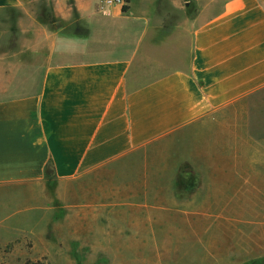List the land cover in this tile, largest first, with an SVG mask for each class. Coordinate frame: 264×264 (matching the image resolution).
<instances>
[{
  "label": "crops",
  "instance_id": "crops-1",
  "mask_svg": "<svg viewBox=\"0 0 264 264\" xmlns=\"http://www.w3.org/2000/svg\"><path fill=\"white\" fill-rule=\"evenodd\" d=\"M122 6L0 0V239L69 209L141 230L208 198L264 222V0Z\"/></svg>",
  "mask_w": 264,
  "mask_h": 264
},
{
  "label": "rangeland",
  "instance_id": "rangeland-1",
  "mask_svg": "<svg viewBox=\"0 0 264 264\" xmlns=\"http://www.w3.org/2000/svg\"><path fill=\"white\" fill-rule=\"evenodd\" d=\"M220 1L226 0H214L218 6ZM171 49L169 44L151 52L155 66L150 73L177 63L169 58ZM48 178L45 185L53 195L56 183L50 171ZM201 201V213L160 216L153 224L145 218L143 229L134 231L99 229L102 224L94 217L90 223L78 221L72 209L47 225L44 216H33L26 230L0 239V264H264V222L249 214V200H239L238 209L230 197Z\"/></svg>",
  "mask_w": 264,
  "mask_h": 264
},
{
  "label": "trees",
  "instance_id": "trees-1",
  "mask_svg": "<svg viewBox=\"0 0 264 264\" xmlns=\"http://www.w3.org/2000/svg\"><path fill=\"white\" fill-rule=\"evenodd\" d=\"M130 0H125V3L122 6V10L123 12H126L128 10V3Z\"/></svg>",
  "mask_w": 264,
  "mask_h": 264
},
{
  "label": "built area",
  "instance_id": "built-area-1",
  "mask_svg": "<svg viewBox=\"0 0 264 264\" xmlns=\"http://www.w3.org/2000/svg\"><path fill=\"white\" fill-rule=\"evenodd\" d=\"M108 2H117V3H121V4H124L125 3V0H106Z\"/></svg>",
  "mask_w": 264,
  "mask_h": 264
}]
</instances>
